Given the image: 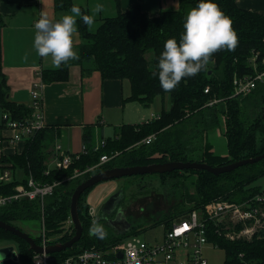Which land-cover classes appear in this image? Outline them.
Segmentation results:
<instances>
[{"label":"trees","instance_id":"obj_1","mask_svg":"<svg viewBox=\"0 0 264 264\" xmlns=\"http://www.w3.org/2000/svg\"><path fill=\"white\" fill-rule=\"evenodd\" d=\"M56 9L72 7L71 0H55ZM200 0H181L178 10L162 11L158 17H150L140 5L133 6L129 11L120 13L113 18L104 20L100 28L91 33L83 21L78 23L81 43L74 48L79 60H70L57 70L42 71L43 82L53 83L67 81L70 68L78 65L84 76L93 71L101 73L103 79L129 80L131 95L125 101H136L149 107L157 96L169 94L171 108L163 110L159 120L138 125L121 127L118 139H109L104 149L91 152L76 161L68 170L53 169L48 176L47 157L50 144L55 140L56 131L46 127L33 140L26 143L22 154L1 157L0 162L10 164L8 169L14 173L11 183L0 185V196H11L16 193V186L27 181L32 176L42 184L59 182L54 194L47 198L44 206L39 200H12L0 205V220L15 225L21 220H36L44 218V226L48 236L55 237L51 244L67 242L73 235H63L64 225L70 217L71 197L76 187L83 181L73 177L75 169L84 171L97 165L104 154L115 152L129 154V158L117 166L105 164L95 169L96 172L120 166L148 165L169 161H196L212 166H222L249 157H256L264 152V85H259L248 97L234 95L233 79L236 75L254 74L251 58L257 53L262 69L264 60V16L242 10L237 0H212L220 10L233 21V28L238 36V44L234 50H221L212 57V62L206 70L196 76L184 78L171 92L164 91L158 78H153L151 71L155 68L157 58L163 51L164 43L171 38L179 41L183 32V23L187 12L196 7ZM2 67V41L0 27V105L4 111L10 112L14 118L28 116L29 107L10 101V88ZM210 87L208 93L205 92ZM218 100L214 105L208 104ZM251 105V107H250ZM250 107V108H249ZM220 114V115H218ZM200 116L208 126L203 130L216 128L223 120L224 135L227 139L228 155L217 156L213 146L205 142L202 159L189 158L190 151L196 147L189 144L187 131L177 129L194 117ZM219 116H221L219 118ZM207 119V120H206ZM51 129V130H49ZM89 133H85V142L89 141ZM156 134L157 140L151 145L141 142L148 136ZM180 147V149L178 148ZM120 156V155H118ZM3 169H7L3 167ZM86 175L85 178H88ZM264 175V160L241 167L231 173L215 176L207 171H175L158 175L168 187H184L186 179L193 177V194L181 193L179 199L183 209L175 208L166 222L169 227L175 217H180L194 210H202L206 204L216 200L242 203L264 190L252 187V183ZM74 182V186L69 183ZM64 187V185H66ZM93 188V187H92ZM88 189L79 201V213L84 224L82 239L72 248L55 255L57 260H63L76 255L90 247L106 251L120 242L107 234L104 239L89 235L90 220L83 211V196L88 195ZM47 202V204H46ZM46 204V207H45ZM189 205L188 210L186 209ZM191 206V207H190ZM44 210V215L41 212ZM176 219V218H175ZM108 237V240H107ZM38 244V238H35ZM211 240L219 243L225 251L224 264H242L239 255L249 264H264V229L250 241H230L224 236L212 234ZM0 241L14 244L20 255L22 264H32L35 252L29 244L15 234L0 228Z\"/></svg>","mask_w":264,"mask_h":264},{"label":"crops","instance_id":"obj_2","mask_svg":"<svg viewBox=\"0 0 264 264\" xmlns=\"http://www.w3.org/2000/svg\"><path fill=\"white\" fill-rule=\"evenodd\" d=\"M71 2L72 6L74 4L79 6L84 14L89 15L93 5L100 3L105 6V11L97 15L95 30L90 31L91 33L96 32L105 19L125 13L136 5H140L150 17H158L162 11L178 10L181 5V0H176L175 6L173 0H71ZM55 5V0H0L2 67L10 88V101L30 108L32 85L34 82L42 81L46 125L58 132L48 149L49 157L52 156L47 162L48 168L54 167L57 145L65 152L76 154L81 151L83 145L91 148L101 141L118 139L122 126L142 124L148 117L153 116L149 108L141 103L125 101L131 95V84L127 79H103L98 71L84 76L82 68L74 65L70 68V77L67 81L43 82L42 71L59 68L53 67L50 57L41 58L34 50V24L42 10L53 20H58L61 14L70 10V8L58 10ZM237 5L242 10L264 16V0H237ZM80 21L82 20L77 17V28ZM78 33L79 35L74 37V47L81 43L79 30ZM164 105L161 112L171 108V105H168L165 109ZM0 112V130L11 136L12 131L3 126L2 117L5 111L1 105ZM86 132H90L88 143L85 142ZM223 137L225 136L216 135L213 141H221ZM25 146L26 143H20L17 147L0 148V159L16 153L22 154ZM212 150L217 156L228 155L226 152L217 154L215 146ZM3 167L8 169L10 164L0 162V169ZM102 211L101 219L107 216L108 220H116L114 218L117 214L116 209ZM107 225L112 228L111 232L117 238L128 233H119V229L114 232V226L109 222Z\"/></svg>","mask_w":264,"mask_h":264},{"label":"built area","instance_id":"obj_3","mask_svg":"<svg viewBox=\"0 0 264 264\" xmlns=\"http://www.w3.org/2000/svg\"><path fill=\"white\" fill-rule=\"evenodd\" d=\"M251 63L254 74L236 75L234 77L233 96L248 97L259 85H264V60L261 62L262 69H259L260 63L258 55L255 53L251 58ZM43 86L42 81L33 83L31 112L28 116L14 118L10 112H4L2 117L3 126L5 129L11 130L12 134L7 136L3 130H0V148L17 147L20 143H27L47 127L42 100ZM209 90L210 87L208 86L205 92L208 93ZM217 102L218 100H213L208 105L211 106ZM156 140L157 135L152 134L141 143L151 145ZM105 147V141L91 148L83 145L79 153L72 154L63 151L62 147L57 145L54 167L47 168L45 175L48 176L53 169L68 170L82 156L91 152H99ZM119 154V152L112 155L104 154L100 157L97 165L88 167L84 171L75 169L73 177L66 180L78 178L86 172L89 173L100 166L108 164ZM13 180L14 173L11 169H0V185L11 183ZM57 186H59V182L42 184L30 176L26 182L16 186L14 195L0 196V205L21 199L40 200L43 203L47 197L54 194ZM91 212L95 213V209L91 208ZM258 224L261 225L257 226ZM231 228L236 230H231ZM263 229L264 192L242 203L226 200L213 201L206 204L202 210H194L177 217L166 231L164 240L159 243H149L140 237L133 236L127 242L113 246L109 254L97 248H89L63 260H57L56 254L35 253L32 264H40L41 260H43L42 264H137V261H139V264H209L204 252L206 245L210 242L214 247H220L219 243L211 240L212 234L224 236L225 239L230 241H250ZM40 237H43L40 243L42 247L46 248L51 245L46 237L44 225ZM14 252H16L18 258L17 262L22 264L20 255L15 248ZM119 254H122V257H119ZM244 257V254L239 255L242 264H249Z\"/></svg>","mask_w":264,"mask_h":264},{"label":"rangeland","instance_id":"obj_4","mask_svg":"<svg viewBox=\"0 0 264 264\" xmlns=\"http://www.w3.org/2000/svg\"><path fill=\"white\" fill-rule=\"evenodd\" d=\"M162 105L165 106V109L168 108V105L169 106L171 105V97L169 94H165L163 97L157 96L154 99L153 103L149 107H146L149 108L153 116L148 117L146 120H144V123L142 124L145 123L150 124L156 120H159L161 114L160 112L162 110ZM220 117L221 116H219V118ZM221 118L219 119L218 126L216 128H210L208 129V131L203 130L204 125L205 127H207L208 123L206 125L205 121L202 122L203 121L202 119L205 118H202L201 116L200 118L196 116L190 121H188L186 124L177 127V129L180 130L184 129L185 131H187L189 144H191V146L193 147H196L195 150L190 151V155H189L190 159L192 160H198L199 158L202 159L203 157L202 152L205 142H208L213 146H215L217 154H221V152L228 153V145L225 137H223V140L221 141H213V137L216 135H219L220 137L225 136L224 122L223 120L220 122ZM105 142L107 145V141ZM178 148L180 149L179 146ZM119 155L120 156H117L112 161H110L107 166H111V165L117 166L121 161L129 158V154L127 153L123 154L121 152ZM51 158L52 156L49 157V153H48L46 162L51 160ZM88 174H90L89 177H91L92 175L95 174V170L89 173L86 172L85 174H82L78 178L83 179L84 181L87 179L85 178V176L86 175L88 176ZM193 182H194L193 177L190 176L188 179H186L185 182L186 184L184 187H178V188L168 187V185H164L162 183L160 177L156 174L131 176V177H124V178L104 181L94 186L90 190L88 195L83 196L82 209L83 211L86 212L88 220H90L91 223L94 219H99L100 220L99 222L104 225L105 232L107 234L112 235L114 238H117L114 236V234H112L111 232L112 229L110 228V226L107 225V223L103 221V219H101L102 217L101 214L103 212L102 209L104 204L110 199H112L115 195H117L118 193L124 190L123 193L124 201L120 205L119 209L122 210V213L124 214L126 220L130 222L131 229L126 235L120 237L119 243H125L133 236L140 237L142 240H145L149 243H159L164 240L166 231L169 228L166 219L167 217L171 216L170 211H173L177 207L178 209L184 208L183 205H179L181 204V200L179 199L180 194L181 193L193 194L194 192L192 187ZM68 185L74 186V182L69 183ZM66 186L67 184L64 185V187ZM252 187L260 188L261 190H264V175L258 178L257 180H255L252 183ZM39 202L42 207L44 202L42 203L40 200ZM188 207L189 205H187L186 207L187 210ZM91 208H94L96 210L95 213L91 212ZM41 212L44 215V210L42 208H41ZM173 212H176V210H174ZM43 225H44L43 216L40 219V221L28 219V220H21L15 222V226L32 235L34 239L38 238L39 242L42 241L43 239V237H40L42 234ZM259 225L261 224H258L257 226ZM231 230H236V229L231 228ZM73 233H74V227L71 222V218L69 217V219L64 225L63 235H73ZM45 234L49 241L56 240L57 238V236L55 237L48 236L46 229H45ZM235 241H239V240H235ZM8 246H15V245L7 244L3 241H0V249ZM90 248H95V247H90ZM111 251H112V247L106 250L107 254L111 253ZM204 252H205V257L209 261V264H224L225 251L223 250V248L221 247L216 248L212 243L209 242V244L206 245Z\"/></svg>","mask_w":264,"mask_h":264},{"label":"clouds","instance_id":"obj_5","mask_svg":"<svg viewBox=\"0 0 264 264\" xmlns=\"http://www.w3.org/2000/svg\"><path fill=\"white\" fill-rule=\"evenodd\" d=\"M175 3L176 0H173V6ZM104 11L105 6L97 3L90 8V15L84 14L74 4L58 20L50 19L46 11H40L39 19L34 24L33 47L37 55L41 58L50 57L54 68H60L70 60H79L74 48V37L79 35L77 17L89 31H94L96 17ZM237 44L238 36L231 18L212 0H200L196 7L187 12L179 41L171 38L164 43L151 75L158 78L164 91L171 92L184 78L194 77L206 70L215 53L225 49L234 50ZM116 210L123 214L121 209ZM104 218L107 219V216ZM89 235L99 239L106 237L104 225L99 219L92 221Z\"/></svg>","mask_w":264,"mask_h":264},{"label":"water","instance_id":"obj_6","mask_svg":"<svg viewBox=\"0 0 264 264\" xmlns=\"http://www.w3.org/2000/svg\"><path fill=\"white\" fill-rule=\"evenodd\" d=\"M263 120H264V107H263ZM263 160H264V152L256 157L245 158L222 166H212L207 163L196 162V161H169V162L152 163L148 165L120 166V167H114V168L106 169L104 171L97 172L91 177L81 182L76 187L71 197L70 218L75 230L74 236L67 242L64 243L58 242L55 244H51L46 248L38 244L32 235L21 230L15 225L0 220V228L9 231L15 234L16 236H18L19 238L23 239L24 241H26L29 244L30 248L35 253L41 254L43 252H46L48 254H58L72 248L82 239L84 234V224L80 218L79 201L82 195L88 189L96 186L101 182L124 178V177H131V176H141V175L143 176V175H151V174L163 175L166 173H172L175 171H185V170L207 171L215 176H220L226 173H231L241 167L259 163ZM118 195H120L123 198V195L120 192L117 195H115L112 199H110L106 203V205H108L111 201H113L115 197H118ZM118 216H121V214L118 213ZM108 221L112 226H115V224H117L116 223L117 220H108ZM129 229L130 227L120 228L119 233H126L129 231ZM119 257H122V254H119ZM17 260L18 258L16 252H14V246H8L0 249V264H19Z\"/></svg>","mask_w":264,"mask_h":264},{"label":"flooded vegetation","instance_id":"obj_7","mask_svg":"<svg viewBox=\"0 0 264 264\" xmlns=\"http://www.w3.org/2000/svg\"><path fill=\"white\" fill-rule=\"evenodd\" d=\"M123 193H124V190H123ZM123 193L121 192V194L123 195ZM124 201V198H122L120 195H118V197H115L113 201H111L108 205H106V202L103 206V209L105 208V211H110L112 210L113 208L114 209H119L120 208V205L122 204V202ZM106 205V206H105ZM115 206V207H114ZM118 215V211H117V214L114 215V218H116V223L115 226H114V229L116 232L117 229L120 230V228H126V227H130L131 229V224L129 221L126 220L125 216L124 215H121V216H117ZM105 216H103V221H105L107 224H108V219H105L104 218ZM128 225V226H127ZM111 228V227H110ZM112 229V228H111ZM129 229V231H130ZM128 231V232H129ZM120 232V231H119Z\"/></svg>","mask_w":264,"mask_h":264}]
</instances>
